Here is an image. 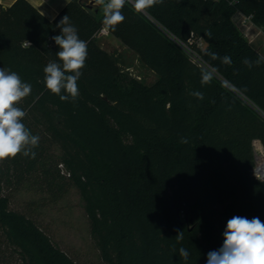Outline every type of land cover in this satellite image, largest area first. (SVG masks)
<instances>
[{
	"label": "trees",
	"instance_id": "1",
	"mask_svg": "<svg viewBox=\"0 0 264 264\" xmlns=\"http://www.w3.org/2000/svg\"><path fill=\"white\" fill-rule=\"evenodd\" d=\"M121 11L125 20L107 31L156 75L150 85L100 47L104 13L84 0H71L53 21L25 0L0 6V68L31 84L15 106L40 138L27 156L0 160V264H78L12 206L27 183L49 202L76 190L103 264H207L233 216L264 222V181L251 173L252 143L264 146V49L234 20L237 11L251 15L264 31V0H163L143 13L126 2ZM65 15L87 41V59L78 96L62 89V101L43 69L62 67L52 37ZM184 23L215 74L170 37L182 40Z\"/></svg>",
	"mask_w": 264,
	"mask_h": 264
},
{
	"label": "clouds",
	"instance_id": "2",
	"mask_svg": "<svg viewBox=\"0 0 264 264\" xmlns=\"http://www.w3.org/2000/svg\"><path fill=\"white\" fill-rule=\"evenodd\" d=\"M103 5V25L115 30V26L125 20L122 8L126 2H131L137 13L153 7L163 0H97ZM61 29L59 35L52 40L59 46L55 54L61 64L49 62L43 69L45 73L44 83L52 93L60 95L61 90L75 99L78 96L77 81L82 75L81 69L87 59V41L78 36V30L65 15L57 25ZM29 43V42H28ZM223 62L231 63V58L225 56ZM246 64L247 60L244 61ZM65 73H72L66 75ZM210 77L205 75L202 82H207ZM32 86L22 82L20 76L11 70L0 68V160L14 157L23 151L28 155L31 147L38 146L39 136L32 135L22 123L26 113L15 106L23 98L31 94ZM202 99V93H193ZM62 101L69 99L67 95H60ZM33 158L35 153H31ZM223 245L207 254V264H264V222L259 217L248 219L243 216H233L227 221L223 232ZM180 254L187 259V250L181 248Z\"/></svg>",
	"mask_w": 264,
	"mask_h": 264
},
{
	"label": "rangeland",
	"instance_id": "3",
	"mask_svg": "<svg viewBox=\"0 0 264 264\" xmlns=\"http://www.w3.org/2000/svg\"><path fill=\"white\" fill-rule=\"evenodd\" d=\"M254 43L264 49V36ZM145 69L143 64L138 68L123 67L141 84L150 85L155 78ZM12 206L30 216L78 264H103L90 236L83 202L74 188L60 200L49 202L43 193L27 183L14 193Z\"/></svg>",
	"mask_w": 264,
	"mask_h": 264
},
{
	"label": "crops",
	"instance_id": "4",
	"mask_svg": "<svg viewBox=\"0 0 264 264\" xmlns=\"http://www.w3.org/2000/svg\"><path fill=\"white\" fill-rule=\"evenodd\" d=\"M16 0H0L1 7H9ZM32 7H34L41 15H43L49 21H53L57 15L61 12V10L71 1V0H25ZM85 4H88L90 0H84ZM107 2V0H105ZM96 15H100L104 13L103 5H94L91 9H89ZM100 47L108 53H113L115 55H119L120 62L124 63V67L131 66L134 68L140 67L142 65L139 60L138 55L127 48L120 40L114 38L113 36L104 35L97 38ZM138 65V66H137ZM146 71L150 72L156 80V75L149 70L147 67Z\"/></svg>",
	"mask_w": 264,
	"mask_h": 264
},
{
	"label": "built area",
	"instance_id": "5",
	"mask_svg": "<svg viewBox=\"0 0 264 264\" xmlns=\"http://www.w3.org/2000/svg\"><path fill=\"white\" fill-rule=\"evenodd\" d=\"M234 20L237 22L240 34L249 43H254L256 40H259L260 37L264 36L263 29L253 23L251 15H245L237 11L234 15ZM103 29L104 28L100 29V31L96 34L97 38L108 35V31H104ZM170 37L189 55L192 61L197 63L199 66L207 69L209 72L214 73V71L202 61L199 54L191 48L192 43H195L199 48H203V42L201 39L195 40L190 37L188 41L184 42L172 35H170ZM252 148L254 154V166L251 170L252 176L255 179L264 181V146L260 141L255 140L252 143Z\"/></svg>",
	"mask_w": 264,
	"mask_h": 264
},
{
	"label": "water",
	"instance_id": "6",
	"mask_svg": "<svg viewBox=\"0 0 264 264\" xmlns=\"http://www.w3.org/2000/svg\"><path fill=\"white\" fill-rule=\"evenodd\" d=\"M94 5H99V3L97 2V0H90L88 4H85V7L87 9H91L92 6ZM191 37V32L188 28V25L186 23L183 24L182 26V30H181V38L182 41L186 42L188 41V39Z\"/></svg>",
	"mask_w": 264,
	"mask_h": 264
}]
</instances>
